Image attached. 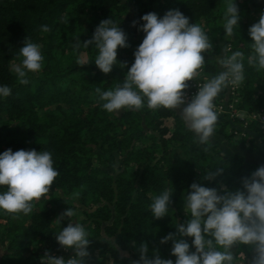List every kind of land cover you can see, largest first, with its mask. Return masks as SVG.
Instances as JSON below:
<instances>
[{
  "label": "trees",
  "instance_id": "trees-1",
  "mask_svg": "<svg viewBox=\"0 0 264 264\" xmlns=\"http://www.w3.org/2000/svg\"><path fill=\"white\" fill-rule=\"evenodd\" d=\"M234 2L239 26L227 41L222 25L225 0H0V86L12 88L11 96L0 97V154L9 148L50 151L60 173L47 198L37 201L31 214L13 219L0 211V264H41L45 252L53 255L55 235L68 223L67 218L60 224L56 221L59 210L71 206L77 212L74 219L91 235L88 250L96 251L99 264H132L134 257L139 259L142 243L148 244L150 258L158 254L175 264L172 242L160 241L177 232V223L190 218L183 207L190 185L196 182L219 189L223 183L235 190L241 178L261 164L217 141L204 152L192 143L194 134L186 129L178 111L161 108L153 112L145 105L141 111L109 114L94 89L109 90L124 82L145 36L132 21L143 24L144 14L155 12L162 18L171 9H179L190 23L205 27L214 50L204 53L203 74L215 75L220 70L215 57L222 45L230 43L233 50L247 52L253 42L249 28L264 13V0ZM62 17L69 23H63ZM108 18L120 22L130 46L118 48V63L105 74L94 63V45L81 47L90 61L83 66L76 64L72 45L77 36L81 44L91 39L95 28ZM45 24L52 29L50 33L41 31ZM28 38L41 45L44 63L42 71L30 73V83L23 85L10 65L20 62L18 52ZM238 96L239 107L249 112L264 110V71L246 65V80ZM243 121L238 115L219 113L216 133L264 153L263 133L259 128H254L256 133H242ZM217 167L224 169L221 176L203 179ZM165 187L173 190L169 213L154 219L148 206ZM5 190L0 186V192ZM184 239L191 245L194 238ZM125 250L132 255L122 258ZM244 251L246 247L239 251L240 258Z\"/></svg>",
  "mask_w": 264,
  "mask_h": 264
},
{
  "label": "clouds",
  "instance_id": "clouds-1",
  "mask_svg": "<svg viewBox=\"0 0 264 264\" xmlns=\"http://www.w3.org/2000/svg\"><path fill=\"white\" fill-rule=\"evenodd\" d=\"M133 20L132 26L139 25L145 33L142 43L134 52V63L128 68L123 83L113 89H94V95L102 102L107 113L120 114L121 110L141 111L146 107L153 112L164 108L181 109L179 116L186 129L193 133L192 143L204 152L213 146L219 113L215 100L225 90L239 88L246 80V65L256 72L264 71V13L257 23L249 28L252 43L248 51L233 50L227 43L222 47V55L215 57L220 70L211 77L204 75V53L213 52V44L208 32L200 23H190L179 9H171L160 18L155 12L144 14ZM239 8L234 0H225L222 25L225 38H233L239 26ZM61 21L69 23L67 17ZM113 18L104 19L95 28L91 39L83 41L80 36L72 45L77 54L76 64L85 65L90 61L81 47L88 49L94 45L97 51L94 63L105 74L118 63V48H127V35ZM43 33H50L48 25H42ZM19 63H12L10 71L18 83H30L29 74L43 69L44 56L41 45L26 39L19 49ZM123 65V64H122ZM121 65V66H122ZM126 65H123L125 67ZM199 90L188 100L187 83L198 81ZM12 88L0 86V97L11 96ZM224 169L208 170L203 179L212 181L221 176ZM60 175L54 167L50 151L11 148L0 154V211L18 219L33 212L35 203L47 198L55 179ZM191 191L184 196L185 214L190 218L185 223H177V232L169 233L161 244L172 242L171 254L175 264H241L239 251L246 247L244 264H264V165L259 166L250 176L241 178V186L229 189L223 183L220 188L205 187L193 182ZM173 190L165 187L159 195L152 197L148 206L154 219H161L169 213ZM67 202V200L65 199ZM73 206L60 214L56 221L65 218L67 226L58 231L56 240L65 250H73L74 255L67 260L63 256H53L45 252L41 264H86L90 257V233L79 222ZM192 237V244L184 239ZM194 246L195 251H191ZM148 244L139 248V259L132 264H174L172 259L161 258L158 254L150 258ZM127 253L121 251L124 258Z\"/></svg>",
  "mask_w": 264,
  "mask_h": 264
},
{
  "label": "built area",
  "instance_id": "built-area-1",
  "mask_svg": "<svg viewBox=\"0 0 264 264\" xmlns=\"http://www.w3.org/2000/svg\"><path fill=\"white\" fill-rule=\"evenodd\" d=\"M203 78L201 77L198 81L191 80L187 83L190 85V87L186 90L188 95V100L190 101L192 96L196 94L199 90V84L203 83ZM239 102V96H238V88L226 90L225 95L220 100H215L216 109L218 113H225L229 116L238 115L243 118V124L240 126V129L242 130V133L252 132L251 128H248V121L247 117L252 118V121L259 122L260 126L258 127L260 131L264 135V110L262 111H253L249 112L246 109L238 106ZM244 112L243 114L241 113Z\"/></svg>",
  "mask_w": 264,
  "mask_h": 264
},
{
  "label": "rangeland",
  "instance_id": "rangeland-1",
  "mask_svg": "<svg viewBox=\"0 0 264 264\" xmlns=\"http://www.w3.org/2000/svg\"><path fill=\"white\" fill-rule=\"evenodd\" d=\"M222 47H223V45H222ZM222 47L220 49V53L217 54L216 56L222 55ZM241 113L243 114L244 112L241 111ZM247 121H248V128H251L252 132L256 133L254 128H258L260 126L259 122L252 121V118H250V117H247ZM41 205L44 206L45 204L41 203ZM183 207H184V204H183ZM63 212H64L63 210H59V213H63ZM62 229L63 228L61 227L59 230H62ZM55 248H57V249L53 250V252H52L53 256H57V257L63 256L66 260L75 254L73 250H65V249L61 248V246L59 245L58 242H56ZM88 251L90 252V257L86 258V264H99V262L96 258V251L94 249H89ZM124 252L132 255V252H128L126 250ZM246 256H247V253L244 251V253L242 254V257L240 258L241 264H244V261L246 260ZM133 260L135 261V260H137V258L134 257Z\"/></svg>",
  "mask_w": 264,
  "mask_h": 264
},
{
  "label": "crops",
  "instance_id": "crops-1",
  "mask_svg": "<svg viewBox=\"0 0 264 264\" xmlns=\"http://www.w3.org/2000/svg\"><path fill=\"white\" fill-rule=\"evenodd\" d=\"M182 107L181 109H177V111L178 112L182 111ZM214 141L219 142L225 149L237 150L238 152H241L248 160L257 161L261 165H264V153L262 150H258V151L250 150L243 143L235 144L225 139L222 134H218V133H215Z\"/></svg>",
  "mask_w": 264,
  "mask_h": 264
}]
</instances>
